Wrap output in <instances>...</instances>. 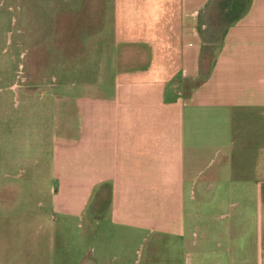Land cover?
I'll return each instance as SVG.
<instances>
[{
	"label": "crops",
	"instance_id": "0c3cea01",
	"mask_svg": "<svg viewBox=\"0 0 264 264\" xmlns=\"http://www.w3.org/2000/svg\"><path fill=\"white\" fill-rule=\"evenodd\" d=\"M91 1L95 29L110 15L113 65L81 74L76 118L64 105L57 120L54 213L103 240L93 213L106 190L102 217L122 237L175 234L191 264H264V0H243L190 87L214 44L219 0ZM233 199L240 212L215 216L225 222L211 231L201 201ZM106 253L91 245L81 264L89 254L107 264Z\"/></svg>",
	"mask_w": 264,
	"mask_h": 264
},
{
	"label": "rangeland",
	"instance_id": "374dc122",
	"mask_svg": "<svg viewBox=\"0 0 264 264\" xmlns=\"http://www.w3.org/2000/svg\"><path fill=\"white\" fill-rule=\"evenodd\" d=\"M64 4L0 0V264H81L91 245L107 251V264H191L190 250L175 234L150 233L145 240L119 235V228L102 217L109 200L106 190L99 195L102 207L93 213L102 218L98 229L103 240L82 238L80 217L54 213L57 120L64 105L76 118L81 74L110 71L113 65L110 15L99 18L104 28L97 30L91 0H75L68 9ZM244 5L243 0H219L208 33L214 44L207 48L201 77L189 87L208 74L224 27ZM234 202L217 206L201 201L200 214L210 216L211 231L225 222L215 216L240 212ZM92 228L96 230L95 224ZM189 235L192 240L191 229ZM91 257L87 264H97Z\"/></svg>",
	"mask_w": 264,
	"mask_h": 264
}]
</instances>
